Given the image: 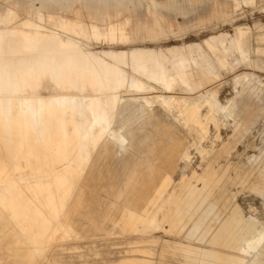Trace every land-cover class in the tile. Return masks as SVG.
<instances>
[{
	"label": "bare ground",
	"instance_id": "obj_1",
	"mask_svg": "<svg viewBox=\"0 0 264 264\" xmlns=\"http://www.w3.org/2000/svg\"><path fill=\"white\" fill-rule=\"evenodd\" d=\"M77 1L0 0V264H111L108 241L115 233L131 235L138 243L156 242L155 236L171 233L169 241L184 235L221 246L167 242L158 264H264V228L257 229L259 222L237 209L228 217L215 211L217 202L211 197L226 175L219 178L214 163L207 165L202 188L193 184V176L173 186L171 176H163L165 170L179 176L180 169L190 167L192 147L194 156L203 157V151L211 155L214 147L207 143L214 126L212 111L221 110L228 120L241 117L247 127L260 114L254 110L258 106L248 97L238 99L236 91L223 104L218 99L221 86L203 90L217 76V64L228 66L230 54H238V63L250 61L247 32L238 29L234 37L211 38L214 59L193 47L168 56L134 48L128 53L132 70L126 71L127 63L120 62L127 52L111 48L122 60L110 64L87 48L91 38L105 35L100 26L108 31L110 43L126 40L134 29L157 39L173 26L159 24L166 19L157 15L158 8L153 12L146 7L155 14L145 26L133 24L132 15L99 17L103 6L113 4L120 16L136 10L120 8L124 1L136 6L139 0H81L78 4L91 21L72 7ZM213 11L225 18V8ZM103 71L108 75L101 76ZM123 87L143 94L125 100L119 92ZM155 89L162 91L154 94ZM176 89L189 95L177 96ZM151 102H158L163 113H155ZM150 126L156 130H147ZM128 148L145 153L141 163H147V177H135L137 168L127 172L135 156ZM218 148L221 153L226 145ZM154 160L163 170H154ZM113 165H121L119 173L109 170ZM117 189L129 192L130 200ZM256 189L264 195V177ZM103 192L107 196H100ZM209 219L217 223L214 230L206 224ZM93 230L104 231L101 250L96 242L89 243ZM80 240L87 241L86 250L67 257L66 243ZM128 250L143 252L142 247ZM100 254L102 262L91 258ZM123 258L130 260L121 264H151L143 256Z\"/></svg>",
	"mask_w": 264,
	"mask_h": 264
},
{
	"label": "rangeland",
	"instance_id": "obj_2",
	"mask_svg": "<svg viewBox=\"0 0 264 264\" xmlns=\"http://www.w3.org/2000/svg\"><path fill=\"white\" fill-rule=\"evenodd\" d=\"M115 1V0H108ZM118 1V0H116ZM140 3L136 6L130 1H124L122 7H136L134 11H127L120 16H117L116 8H112V5L103 6L105 12L99 17L119 19L127 15H132L136 18L134 23H140L145 25H150L152 22L148 23L146 19L155 13L149 14L146 11V7H149L151 11H158L159 17H164L166 20L161 21L159 24L166 27L168 24L172 25V30L165 29L164 34L159 38L155 39L153 37L144 36L145 32L138 34L135 31L133 35L126 38V40L116 39L110 43V38L108 36V31L103 30L100 26L102 32L105 35H101L99 38H91L87 44V48L95 50L103 54V57L110 64L118 62V59L122 60V55H112L110 51L113 48L115 51L127 52L120 62H126L127 65H123L126 71H131V67L128 63L131 61L132 49L138 48L145 50H154L156 52H161L164 55H171L175 50L179 48H200L203 52L208 54L210 58L214 59L212 49L209 44L212 42L209 40L211 38L216 39L217 36H224L226 38H231L236 35L238 29H244L247 32L245 48L249 49L248 56L250 61L238 63L235 61L238 58L237 53H232L227 56V65L217 64V76H215L212 82L205 84L203 90L210 89L213 86H221L218 91V99L224 104L227 101V96L231 92H238V99L242 97H248L250 103L258 106L255 111H260V114L254 117V124L252 126H245L242 122L241 117L232 116L228 120L225 117L224 112L212 111L211 118L214 126L210 133L211 141L210 147H214L211 150V155L209 152L203 151V157L201 155L194 156V148L190 149L189 154L191 165L190 167H185L181 175H175V173L170 170H165L163 176H171V184H178L180 180L187 179L193 176V184L198 188H202L204 183L202 177L205 173L207 165L214 163L217 166L219 178L223 174L226 175L225 178L220 182L219 188L215 191L216 193L212 195L211 201L217 202L216 212H222L223 215L227 217L237 209L239 213L245 218H250L259 222L257 229L261 230L264 228V195L262 192L256 189L259 185V178L264 177V0H139ZM40 2L37 1V4ZM81 0H78L72 5L75 10H83V15L89 21L90 18L86 16V11L80 4ZM220 6L225 8L226 15L223 19L219 18L214 13V8ZM90 8V7H89ZM213 14L215 17H213ZM69 17L73 18L75 15L70 13ZM162 17V18H163ZM101 21V19H95ZM139 21V22H138ZM48 26L50 23L43 22ZM139 26V25H137ZM138 34V36H134ZM103 51L105 53H103ZM118 58V59H117ZM258 61V62H257ZM247 74L248 77H244ZM108 73L104 72L101 76H107ZM237 75H241L240 80H234ZM215 82V83H214ZM152 85H155L154 83ZM156 86V85H155ZM247 88L244 91L242 87ZM201 89V90H202ZM131 90V91H130ZM162 90L155 89L154 94H160ZM122 97L130 99L133 95L139 97L141 92H136L135 89H130L123 87L119 90ZM177 96H188L189 91H184L183 89L175 90ZM149 95V93H146ZM194 97V95H192ZM151 109L155 113H163L162 107L158 102H151L149 104ZM237 127L239 130H236ZM147 130H156L155 126L146 127ZM120 131L125 134V130ZM140 131V129H138ZM130 144L129 139L125 140V145ZM225 144L226 149L220 153V145ZM154 145H150L153 147ZM135 148V147H134ZM209 149V148H208ZM210 151V149H209ZM127 153L131 155L133 153L134 160L132 164L127 169V172H132L133 168H137L140 173H137L135 177H147L148 166L147 163H141L145 153L141 151L140 153H134L132 148H128ZM220 153V154H219ZM208 154V155H207ZM218 154L220 158H217ZM210 157V158H209ZM212 161V162H211ZM211 162V163H210ZM150 164L153 166L154 170H163V164L158 160L151 161ZM136 165V166H135ZM102 169L105 166L101 165ZM145 167V168H144ZM119 171L121 170V165L119 167L113 165L109 167V170ZM129 170V171H128ZM126 180V176H124ZM122 186V185H121ZM119 191L124 192V197L130 200L129 192L123 191L122 189H117V194ZM217 192H221L224 195L221 197ZM100 196H107L104 192ZM114 196H110V199H114ZM206 224L212 226V229L216 227L217 223L213 219H209ZM90 225H87L86 229ZM104 231L96 230L91 231L89 243L94 241L99 246L98 250L103 249L104 240L101 237ZM173 234L168 233L164 236H155L157 241L152 242L149 239L147 243H138L135 239L128 234H112L110 240L108 241L109 249L111 254L109 259L112 260L111 264H121L125 260H130L128 258H123L125 256L132 257H145L149 259L151 264H158L160 259V254L163 248L166 247L167 242L177 243V245H183L186 243H192L196 246H212L216 248H221L220 245H210L208 238L204 241L198 239H186L184 235H179L177 241H169L168 239L173 238ZM87 241L80 240L76 243L69 241L66 243L67 249L65 250V255L67 257L77 256L78 253L83 252L87 248ZM79 247V248H77ZM132 247H142L143 252H131L128 249ZM152 249V253H147L148 249ZM101 253V252H100ZM234 254L241 255L240 251H233ZM171 256L170 254H167ZM97 262L103 261V254L94 255L91 257ZM177 264H191V262H186L183 260L177 261ZM197 264V263H193Z\"/></svg>",
	"mask_w": 264,
	"mask_h": 264
}]
</instances>
